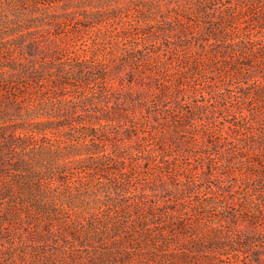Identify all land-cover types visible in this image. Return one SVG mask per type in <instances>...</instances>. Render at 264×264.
I'll list each match as a JSON object with an SVG mask.
<instances>
[{
	"label": "rangeland",
	"instance_id": "rangeland-1",
	"mask_svg": "<svg viewBox=\"0 0 264 264\" xmlns=\"http://www.w3.org/2000/svg\"><path fill=\"white\" fill-rule=\"evenodd\" d=\"M46 1L0 0V61L4 62L6 52L12 50L14 54L22 53L29 60L41 61L44 60L41 51H46L47 60L53 57L57 63L65 64L64 81L67 85L54 93L45 94L53 98H47L48 110L36 118V121H68L64 131L46 132L44 140L47 139L46 143L50 146L54 145L51 147L54 151L50 158L42 162L43 166L55 164L66 167L58 168L56 173L62 174L58 177L68 185L72 194L82 193L80 199H75L67 220L62 217L61 222L81 217V222L89 227L94 218L92 214L101 213L98 209L93 212L90 208L100 205L99 202L113 192L112 196L129 198L132 204L141 203V214L150 219V226L142 232V237L135 235L142 246L146 243L151 247L153 241L158 245L162 243L164 252L183 255L180 245L186 244L190 238H202L208 247L213 245L208 239L212 237L227 244L220 250L226 264L232 259L237 264H264V181L260 179L264 177V167L237 163L247 134L233 126L240 122L237 120L241 113H264V97L257 100L252 98L254 91H264V72L255 73L256 68L249 66L252 63L244 61L243 71L236 78L228 75L217 77L209 73L208 83L215 81L217 84L213 87L203 83L200 77L198 80H186L188 86H192L189 92H185L184 88L174 89L167 99L158 100V104L154 105V98L163 89L164 80L156 75L157 83L146 78L143 86L130 81L129 73L134 70L124 64L122 56L139 47L150 56L158 53L170 62L174 56L168 49L178 47L181 42L174 28L179 19L195 13L191 4L184 0ZM240 1L222 0L212 5L219 10L226 5L232 6L236 11ZM256 10L264 9L257 7ZM240 26L248 27L245 22ZM251 28L257 35L256 28ZM32 38L38 40L40 51L30 50ZM192 43L198 45L199 51L202 49L201 44L196 41ZM85 59L91 64H103L109 68V85L115 94L110 101L100 94L101 85L80 84L74 88L75 78L69 70L70 65ZM174 64L171 65L172 69H176L173 68ZM144 67L152 66L148 64ZM135 75L138 77L137 73ZM179 75L188 77L186 72L163 71L164 79H177ZM139 102L143 104L139 105ZM7 107L21 106L5 105L0 101V127L3 126L2 116ZM58 107H67V110L60 111ZM109 107L117 112V125L110 126L105 137L97 117L103 109L111 110ZM138 107H159L156 112L150 111L147 115L153 123L163 124L168 114L176 115L177 121L188 118V122L179 130L169 127L166 134L170 146L168 152L167 144L163 143V147L161 144L152 145L151 154L148 153L145 147L148 143L143 140V135L131 128L132 119L139 115L136 113H140ZM194 107H206L207 115L198 114ZM57 115H61V118ZM251 118L242 121L246 128L257 126ZM81 125L89 128L79 129ZM87 129H92L94 137L84 133ZM208 129L224 132L228 141L215 145L202 133ZM69 132L72 137L66 136ZM193 134L197 142H193ZM172 140L184 143L178 148L171 143ZM94 142L100 143L102 151L109 153L111 160L104 171L93 166L92 162L83 163V160L96 158V155L83 151L74 155L72 150L74 145H93ZM244 153L250 159L254 157L251 151ZM5 159L10 162L7 151ZM178 164L183 167L177 168ZM89 169L99 172L93 176ZM105 171H108V176ZM5 173L6 183L17 181L11 169ZM11 175L13 178L10 179ZM102 175L112 178L111 186H103ZM87 177L89 189L94 191L91 195L86 194L87 187L83 184ZM117 183L123 184L125 189L117 192L114 189ZM3 203L0 198V216ZM207 203L208 207H203ZM22 216L25 217L24 213ZM133 217L137 215L134 213ZM131 226L127 231L131 230ZM54 229V238L47 240L44 236L36 239L38 231L33 225L24 221L0 223V262L31 264L39 259V264H47V257L57 253V249L63 245L61 240L56 241L60 229ZM192 232L195 234L191 237ZM84 233L83 228L78 238L68 236V256L71 257L74 250L80 252L84 249ZM125 233L120 234L122 239ZM88 245L98 249L102 242L96 236ZM212 248H217V245L214 244ZM209 253L210 250L205 249L199 253V257L188 256L182 261L208 264Z\"/></svg>",
	"mask_w": 264,
	"mask_h": 264
},
{
	"label": "trees",
	"instance_id": "trees-1",
	"mask_svg": "<svg viewBox=\"0 0 264 264\" xmlns=\"http://www.w3.org/2000/svg\"><path fill=\"white\" fill-rule=\"evenodd\" d=\"M184 1L193 6L195 13H191L185 19H179L176 28L173 27L181 42H179L178 47H170V51L168 49V52L173 53L174 56L170 62L167 58H161L164 56L158 53L150 56L139 47H136L133 51L126 52L125 50V54L122 53L124 64L133 67L134 70L129 73L128 78H130V81H135V83L143 86L146 78H149L150 82L153 80L157 83L156 75L164 80V87L160 89V92L154 98V105L158 104V100L167 99L174 89L184 88L185 92H189L192 86H188L186 80H198V77H200L203 83L207 84L209 73L217 77L228 75L236 78L243 71L242 64H244V61L252 63L249 66L256 68L255 73L264 72V10H256L257 7L264 9V0H242L237 4L238 10L236 11L235 8L227 5L222 10L213 8L212 3L222 0ZM44 2L47 1L44 0ZM244 22L248 26L247 28H241L240 24ZM251 26L256 28L257 35H254V32L251 31ZM35 40L34 38L30 39L32 42L30 50L38 52L40 51V45L38 40ZM194 41L202 45L200 51L198 45L192 43ZM41 53L44 60H29L22 53L14 54V50H12L6 52L4 62L0 61V101L5 105L21 106L7 107L5 115L2 116L3 126L0 127V198L4 201L0 223L24 221L25 224L33 225L38 231L36 239L45 236L47 240L54 238V228L58 227L60 235L56 241L61 240L63 245H60L57 253H52L47 257V264H191L188 261H182L184 257H199V253L205 249L211 252L207 257L208 264H226L220 250L225 248L227 244L224 241L214 240L212 237L208 239L213 242V245L216 244L217 248L213 249L212 244V246L206 247L204 239L194 237L190 238L186 244L180 245L183 255H179V252H164L162 243L158 245L151 241V247L146 243L143 246L140 245L141 241L135 239V235L142 237V232L150 226V219L143 217L141 214V203L132 204L129 198H120L119 195H117L118 198L112 196L113 192L107 194L105 200L99 202L100 205L90 208L93 212L98 209L101 213L92 214L94 218L91 219L89 227L81 222V217L61 222L62 217L67 220L68 215L74 208L75 199H80L82 193L72 194L68 185L66 186L58 177L62 175L56 173L58 168L65 169L66 167L55 164L42 165V162L50 158L54 151L51 148L54 145L50 146L46 143L47 139L44 140L46 132L58 129L64 131L68 121H36L37 117L42 116L43 112L48 110L46 100L51 96L47 97L45 94L47 92H50L48 94L54 93L55 90L65 88L64 86L67 85L64 81V76H66L64 72L65 64L62 62L57 63L58 61L53 57L47 60L46 51H41ZM172 62L175 63L173 68L176 67V69L171 68ZM148 64L152 67H144ZM166 69L171 73L174 71L176 73L186 72L188 77L179 75L177 79H164L163 71ZM69 70L75 78V83H77L73 85L75 89L80 84L101 85L102 91L100 94L107 101L115 96L112 87L109 85V68L105 65L91 64L88 59H85L70 65ZM136 73L138 77H134ZM210 79L211 77H209ZM215 85L217 84L213 81L208 83L207 86L213 87ZM261 97H264V91L261 89L252 93L253 99L257 100ZM141 104L143 103L139 102V105ZM109 108L111 110L103 109L102 114L97 117V122L105 137L109 127L117 125V112L114 108ZM158 108L138 107L140 113H136L139 115L132 119L133 126L131 128L143 135V140L148 143L145 147L148 148L147 151L150 154L152 145L161 144L162 146L163 143L169 145V142L166 141V134L170 126L179 130L184 123L188 122L187 117L184 120L179 119L177 121L176 115L168 114L164 117L166 122L163 124L153 123L147 115L150 111L156 112ZM58 109L65 111L67 107H58ZM194 110L200 115H207L206 107H194ZM57 116L61 118V115ZM250 117L257 124V126L252 125L251 129L246 128L242 123V121H248ZM237 121L240 122L234 124V128L243 133L245 131L247 134H245L246 137L243 142L245 146L242 148L241 153H238L237 163L259 164L263 168L264 113L254 111L250 114L241 113L240 119ZM76 123L80 124L79 121H76ZM172 123L174 125H171ZM83 127L86 128L87 126L81 125L79 129ZM84 133L87 136L92 135L94 137L92 129H87ZM202 133L208 140L214 141L215 145H220L224 140L228 141L222 131L208 129ZM194 134L193 142H197L198 139L194 137ZM66 136L72 137L70 132ZM171 143L180 148L184 142L172 140ZM100 147V143L94 142L93 145L78 147L74 145L72 150L75 152L74 155L79 154L81 151L86 152L88 155H96V158L88 157V159L83 160V163L84 161L92 162L93 166H98L100 170L104 171L105 166L109 164L111 159L109 153L102 151ZM169 149L170 146L166 148V152ZM246 150L251 151L254 157L248 158L244 153ZM6 151L7 155L10 156V162L5 159ZM26 156L29 157L26 158ZM49 163L52 162L49 161ZM176 167L182 168L183 165L178 164ZM7 169L14 172L13 175L17 178V181L5 182V177H7L5 171ZM89 170H92L93 176L99 172L96 169ZM105 173L107 176L109 175L108 171H105ZM107 176L102 175L101 178L104 187L111 186L113 183L112 178ZM88 177L86 181H83V184L87 187L86 194L91 195L94 191L89 189ZM9 178L11 179L13 176L11 175ZM260 179L264 181L263 176ZM114 189L118 192V190L125 189V187H123V184L117 183ZM208 205L207 203L203 207H208ZM257 208L255 213L258 211ZM23 213L25 217L22 216ZM134 213L135 216L137 215L136 218L133 217ZM150 216L152 215L150 214ZM129 225H132L131 230L127 231ZM83 228L85 231V243H82L84 249L80 252L72 251L73 255L70 257L66 250V245L69 244L68 236L71 235L73 239L78 238L81 236V229ZM165 229L168 230L167 228L163 230ZM123 232L126 233L122 239L120 234ZM194 234L193 232L190 233L191 237ZM96 236H99L102 242V246L98 249L88 245ZM106 237H110V239H104ZM39 263V259L31 262V264ZM0 264H5V262H0ZM12 264L20 263L13 261ZM228 264H237V262L232 259Z\"/></svg>",
	"mask_w": 264,
	"mask_h": 264
}]
</instances>
